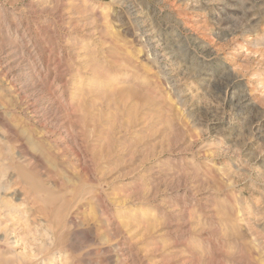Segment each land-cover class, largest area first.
Wrapping results in <instances>:
<instances>
[{"label": "rangeland", "instance_id": "rangeland-1", "mask_svg": "<svg viewBox=\"0 0 264 264\" xmlns=\"http://www.w3.org/2000/svg\"><path fill=\"white\" fill-rule=\"evenodd\" d=\"M0 264H264V0H0Z\"/></svg>", "mask_w": 264, "mask_h": 264}]
</instances>
